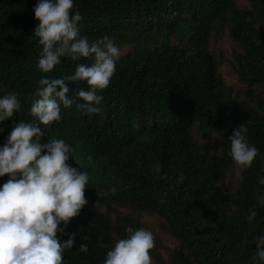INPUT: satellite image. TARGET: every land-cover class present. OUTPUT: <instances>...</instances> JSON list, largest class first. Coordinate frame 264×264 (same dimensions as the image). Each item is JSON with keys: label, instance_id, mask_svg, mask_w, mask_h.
<instances>
[{"label": "trees", "instance_id": "trees-1", "mask_svg": "<svg viewBox=\"0 0 264 264\" xmlns=\"http://www.w3.org/2000/svg\"><path fill=\"white\" fill-rule=\"evenodd\" d=\"M36 3L0 0V97L15 91L22 106L0 122V147L15 123L34 119L30 107L45 75L32 35ZM248 3L244 11L237 0H74L81 35H108L121 58L99 93V114L62 106L60 122L41 125L44 141L64 140L73 149L70 163L90 177L88 204L60 225L77 234L65 264H104L115 241L141 227L155 236L152 264H255V238L264 235L256 201L264 191V0ZM225 33L236 45L231 65L240 88L227 84L225 58L212 51V40ZM78 63L92 61L62 58L48 75L72 74ZM81 86L71 85L70 98ZM245 122L260 154L237 177L229 138ZM196 131L216 134L219 153L201 147ZM8 179L0 177V186ZM252 208L258 215L249 224ZM81 243L87 253L77 251Z\"/></svg>", "mask_w": 264, "mask_h": 264}, {"label": "clouds", "instance_id": "clouds-1", "mask_svg": "<svg viewBox=\"0 0 264 264\" xmlns=\"http://www.w3.org/2000/svg\"><path fill=\"white\" fill-rule=\"evenodd\" d=\"M74 9V0H37L33 9L38 24L32 35L42 48L38 69L45 75L38 81V99L30 107L34 119L15 123L0 147V177H9L0 186V264H65L64 253L73 249L77 234L64 233L60 225L67 227L88 204V173L70 163L73 149L64 140L44 141L41 125L60 122L62 106L67 109L75 104L88 115L99 114L103 100L99 93L110 86L121 49L108 35L94 40L82 36L79 24L83 17ZM62 58L92 63H78L74 73L62 77L48 75ZM74 84L87 87H77L70 98ZM21 107L15 91L0 97V122L13 120ZM247 124H239L229 138L228 155L237 177L251 169L260 154L248 141ZM258 179L264 186V176ZM256 201L264 208V191ZM257 215L255 208L250 209L248 223ZM126 231L127 236L107 251L104 264H152L153 232L144 227ZM58 234H66L68 239L62 243ZM255 244V264H264V235L256 237ZM88 250L81 243L77 251Z\"/></svg>", "mask_w": 264, "mask_h": 264}, {"label": "rangeland", "instance_id": "rangeland-1", "mask_svg": "<svg viewBox=\"0 0 264 264\" xmlns=\"http://www.w3.org/2000/svg\"><path fill=\"white\" fill-rule=\"evenodd\" d=\"M237 2H238L239 7L243 9L244 11L248 9L249 7L248 0H237ZM235 49H236L235 43L226 33L223 35L222 39L212 40V51L216 53L217 57L225 58V60L221 64V73L225 81L227 82L228 85H231L235 88H240V84L238 81V75L231 65L233 52ZM196 136H197V140L201 147L203 148L207 147L210 150L216 153H219L220 146H219V141H218V137L216 134L211 133L209 135H206L202 131H196ZM147 221L152 228H155V229L157 228L153 219L148 218ZM160 235L163 236L162 233H160ZM164 238H166V240L172 246H176V243L172 241V239H170L169 237L165 235H164Z\"/></svg>", "mask_w": 264, "mask_h": 264}]
</instances>
